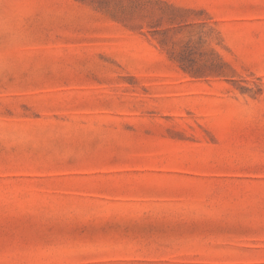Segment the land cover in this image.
Listing matches in <instances>:
<instances>
[{"label": "rangeland", "instance_id": "rangeland-1", "mask_svg": "<svg viewBox=\"0 0 264 264\" xmlns=\"http://www.w3.org/2000/svg\"><path fill=\"white\" fill-rule=\"evenodd\" d=\"M0 264H264V0H0Z\"/></svg>", "mask_w": 264, "mask_h": 264}]
</instances>
